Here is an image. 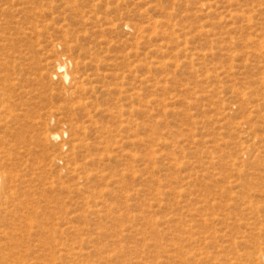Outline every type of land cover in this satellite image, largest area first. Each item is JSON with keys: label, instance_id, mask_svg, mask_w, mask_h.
<instances>
[{"label": "rangeland", "instance_id": "obj_1", "mask_svg": "<svg viewBox=\"0 0 264 264\" xmlns=\"http://www.w3.org/2000/svg\"><path fill=\"white\" fill-rule=\"evenodd\" d=\"M0 157V264H264V0H0Z\"/></svg>", "mask_w": 264, "mask_h": 264}, {"label": "bare ground", "instance_id": "obj_2", "mask_svg": "<svg viewBox=\"0 0 264 264\" xmlns=\"http://www.w3.org/2000/svg\"><path fill=\"white\" fill-rule=\"evenodd\" d=\"M59 68L61 69H63V68H65L64 66H62V65H59ZM65 78H67L68 77V74L67 73H64V75H63ZM1 158V157H0ZM9 180H10V176H8V174L7 175H5V174H0V182H1V185H0V229H1V226L4 224V221H5V218L4 217H7V215L6 216H4L3 214H4V212H5V203H6V199H7V193H6V191H5V189L7 188L6 187V184L9 182ZM11 181V180H10ZM8 185V184H7ZM8 197H9V195H8ZM9 205V204H8ZM8 209V208H7ZM6 220H8V219H6ZM6 222V221H5ZM12 223V222H11ZM10 223V224H11ZM18 224V223H17ZM6 226H7V224H5ZM9 226H11V225H9ZM5 227V226H4ZM14 227V226H13ZM12 227V228H13ZM18 227V226H17ZM15 229V228H14ZM17 229V228H16ZM22 229V228H21ZM13 230V229H12ZM1 232V231H0ZM7 235V234H6ZM10 235V234H9ZM12 235H13V232H12ZM4 236V235H3ZM23 242V241H22ZM21 243V242H20ZM23 245V244H22ZM20 249H22V248H20ZM25 249V248H24ZM8 250V249H7ZM27 250V249H26ZM17 251V250H16ZM23 251V250H22ZM14 252V251H13ZM53 253V252H52ZM15 255H18V253L17 252H15ZM21 256H22V254H21ZM24 258V257H23ZM52 260V259H51ZM16 261V260H15ZM28 262V261H27ZM39 264V263H38Z\"/></svg>", "mask_w": 264, "mask_h": 264}]
</instances>
